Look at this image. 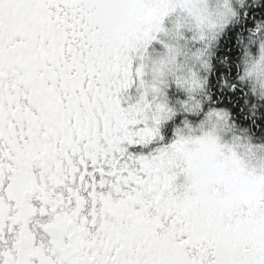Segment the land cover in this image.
Listing matches in <instances>:
<instances>
[{
  "label": "snow or ice",
  "instance_id": "obj_1",
  "mask_svg": "<svg viewBox=\"0 0 264 264\" xmlns=\"http://www.w3.org/2000/svg\"><path fill=\"white\" fill-rule=\"evenodd\" d=\"M0 264H264V0H0Z\"/></svg>",
  "mask_w": 264,
  "mask_h": 264
}]
</instances>
